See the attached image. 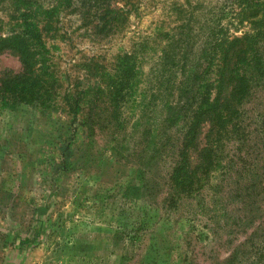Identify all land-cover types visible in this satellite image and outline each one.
<instances>
[{
  "label": "rangeland",
  "instance_id": "374dc122",
  "mask_svg": "<svg viewBox=\"0 0 264 264\" xmlns=\"http://www.w3.org/2000/svg\"><path fill=\"white\" fill-rule=\"evenodd\" d=\"M235 1L119 2L114 5L123 8L124 21L107 30L96 28V17L83 8L67 9L53 20L44 37L54 74L45 83L48 96L41 90L27 95L30 103L0 104V264H125L132 251L136 257L128 264H184L185 253L197 264H213L246 240L251 229L234 237L195 201L167 211L158 201L123 199V187L139 181V124H158L162 108L177 102L179 83L207 37L216 41L224 30L228 35L249 31L247 23L239 25ZM29 2L34 13L56 5V0ZM35 19L42 21L40 28L47 26L43 14ZM20 24L13 8L3 4L0 34L10 35ZM127 53L136 57L140 75L119 136L113 127L92 137L84 130L75 135L65 94L89 90V98H99L103 107L98 89H107L106 75ZM21 70L17 56L0 55V78ZM261 101L257 97L254 106L261 108ZM122 224L130 225L123 228L125 235ZM134 235L138 249L125 239Z\"/></svg>",
  "mask_w": 264,
  "mask_h": 264
},
{
  "label": "trees",
  "instance_id": "16d2710c",
  "mask_svg": "<svg viewBox=\"0 0 264 264\" xmlns=\"http://www.w3.org/2000/svg\"><path fill=\"white\" fill-rule=\"evenodd\" d=\"M119 2L131 4L132 0H56V5L40 6L35 13L29 0H0V8L9 4L21 21L20 30L0 34V55L14 54L22 64L21 72L0 78V104L11 100L14 106L21 100L30 103L27 98L41 90L48 96L45 83L54 74L47 66L50 59L44 37L56 17L67 9L83 8L96 17L99 30L119 28L124 21L123 8L114 5ZM235 2L239 25L247 23L249 31L228 35L224 30L216 41L207 37L200 56L179 83L177 102L162 108L158 124L145 120L139 124L135 154L139 181L123 187V199L158 201L167 211L179 209L184 201H195L234 237L251 229L224 261L213 264H264V98L260 96L264 94V0ZM42 14L47 23L44 29L40 28L42 21L35 19ZM163 59H168L167 52ZM168 65L166 61L164 66ZM139 66L132 54L118 56L106 75L107 89H98L105 107H100L99 98H89V90L65 94L75 135L84 130L92 137L98 129L113 127L119 136L123 110L136 95ZM257 97L262 99L261 108L253 104ZM68 148L62 152L64 163ZM232 205L237 209L232 211ZM129 226L122 224V232ZM134 237L125 239L138 249ZM135 254L132 251L125 264ZM184 264L197 263L185 253Z\"/></svg>",
  "mask_w": 264,
  "mask_h": 264
}]
</instances>
